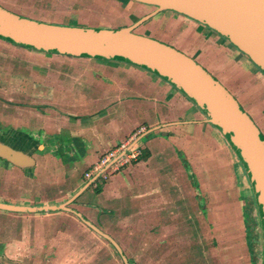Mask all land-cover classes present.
Instances as JSON below:
<instances>
[{
    "label": "crops",
    "instance_id": "obj_1",
    "mask_svg": "<svg viewBox=\"0 0 264 264\" xmlns=\"http://www.w3.org/2000/svg\"><path fill=\"white\" fill-rule=\"evenodd\" d=\"M5 4L0 0L2 7ZM204 27L198 23V30ZM199 34L203 35L199 39L202 44L196 46L193 59L204 62L211 59L208 49L219 51L221 59L217 56L213 63L206 62L209 68L213 67L212 75L220 72L226 89L239 101L261 108L264 73L259 70L253 75V63L244 62L245 55L233 51L231 43L218 44L214 33ZM62 58L68 57L34 51L0 38V143L22 152L36 164L30 175L32 184L27 185L31 191L19 192L17 187L24 181V171L12 166L2 174V163L8 161L0 157V202L61 205L86 188L70 208L100 229H104L102 219L117 224L142 215L145 228L163 233L176 229L183 217L185 164L191 177L196 173L201 184L197 189L191 178L187 186L192 195L189 220L199 225L205 238L213 233V242L219 244L221 253L227 249L233 253L231 261L237 259L229 264L247 259L246 223L255 214L256 223L260 224L255 195L243 165L217 128L209 124L205 113L146 70L104 63L96 67L101 75L72 78L60 68L71 65ZM262 114L260 111L259 117ZM135 135L141 149L137 160L117 171L107 169V182L99 174L86 178L106 153ZM184 159L188 163H183ZM18 171L20 179L9 183ZM12 188L16 189L14 196L9 192ZM194 198L201 205L196 218ZM247 204L254 207L247 210ZM11 214L18 221H43L50 228L54 225L63 245L69 226L85 228L69 212L23 214L0 210V220H7ZM23 216L28 219H21ZM23 241L19 238L14 244L21 246ZM222 258H218L220 264L225 262Z\"/></svg>",
    "mask_w": 264,
    "mask_h": 264
},
{
    "label": "rangeland",
    "instance_id": "obj_2",
    "mask_svg": "<svg viewBox=\"0 0 264 264\" xmlns=\"http://www.w3.org/2000/svg\"><path fill=\"white\" fill-rule=\"evenodd\" d=\"M1 1L6 3L5 8H9L8 10L28 17L36 22L80 28L86 27L99 30H121L134 25L143 17L156 11L155 7L144 6L133 1L131 2L130 0ZM204 28H200L198 30L197 22H194L181 14L168 11L155 15L143 25L137 27L134 32L138 35L163 41L187 55L189 54L188 56L192 58H194L193 53L197 50L196 46H201L202 44L200 40L203 39V35L199 33H202L203 31L208 32V34L214 33V39L218 44H229L226 38L219 35L214 30L208 27ZM229 47L233 51H239L232 44H229ZM219 53V51H215L213 48H210L207 51V56L211 59H205L204 62L202 59H196V61L199 64H202V66H204L205 69L207 68V70L211 73L210 68L213 67L211 66L209 68L206 62L213 63L214 58L217 56L221 59V55ZM62 59H66L67 62L71 63V65L65 64L60 66V68L71 75L72 78L80 77L82 74L101 75L102 72L99 68H96L99 64L116 63L125 67L126 65L131 66L129 63L116 60L103 61L73 57ZM242 59H244V62H248L249 64L251 63L250 60L246 59V56H243ZM250 65H252L251 72L253 75L255 72H259L260 69L257 66H254L253 64ZM135 67L142 71L145 70L138 66ZM151 75L158 77L153 73H151ZM214 75L217 76L216 78L226 88L227 86L223 81L224 78L221 76V73L216 72ZM229 92L259 127L264 136V100H261L263 103H260L261 108H258L259 105L252 108L249 107L247 103L239 101L237 96H235L231 90ZM260 111L263 112V116L261 117L258 115ZM84 124L88 126L87 121ZM195 161H197V159ZM184 162L188 163L186 159H184L183 163ZM7 163L8 164L2 163V174L5 173L6 169L9 171L12 166L18 167V170L21 169L24 171L22 174L24 175V181L23 183H18L17 190L25 193L31 191L29 190L31 186L27 187V185L32 184L33 179L30 178V175L34 173L36 164L33 163L28 166L19 167L11 162ZM183 165L184 167L182 168V171L185 173L186 179L184 182L183 193L185 204L182 208V210L184 209L182 212V220L176 224V229H166L167 231H163V233L155 230H148L144 227L142 215H137L139 219L134 217L130 220V222H126L128 220H124V222L117 224L113 223L110 219H102L103 221H101V224L104 226L103 231L113 237L121 245L128 260H133L132 264H220L218 259L220 257H223L222 259L225 260L223 264H229V261L231 263L232 261H236L237 258L232 259L231 261L233 253L229 251V249L221 253L219 244H214L213 242V238L211 236L213 233H210V236L205 238V236L202 235L201 229H199V225L195 224L194 221L189 220L192 215L189 211L191 209L190 199L192 195L189 194L186 189L187 186L191 184V178L197 189L201 186V184L198 181L199 179L197 174L195 173L191 177V174L187 170L185 164ZM20 176L21 173L19 171L17 175L13 174L9 183H12V180L15 181L16 179H20ZM107 179L108 176L106 175V178L103 180L106 181ZM12 185L14 187L15 184L13 183ZM9 192L12 196H14L16 194V189H9ZM210 202L211 201L209 200V203ZM194 205V218H196L198 216L195 212L198 211V215L201 213V205L199 202L196 203V198H194ZM250 207L253 208L254 206L247 204V210ZM11 217H13L12 214L8 216L7 220H0V252H2L0 255V263L124 264L119 253L111 245V243L92 231L85 224H83V227L85 228L80 229L74 226H69V231L63 236L65 237V244L63 245V243L59 242L57 239L58 235L55 232L54 225L50 228L48 227L47 222L43 223V221H35L32 223L29 222V220L18 221L16 218ZM90 217L93 219L95 218L93 215H90ZM251 217L250 221H247L246 223L247 228H249L247 231L249 240L247 259L245 258L244 261H242V259L238 260V264H264L263 252L259 241L261 227L259 223H256L257 219L255 214L253 216L251 215ZM21 219L28 218L23 216ZM66 223L68 224V222ZM227 224L228 223H226L225 226ZM46 227L51 230H47ZM82 229H85L84 231L86 232ZM19 238H23L24 241L21 242L23 245L16 246V243L14 244V242L15 240L17 242V239ZM226 254L227 256L225 257Z\"/></svg>",
    "mask_w": 264,
    "mask_h": 264
},
{
    "label": "water",
    "instance_id": "obj_3",
    "mask_svg": "<svg viewBox=\"0 0 264 264\" xmlns=\"http://www.w3.org/2000/svg\"><path fill=\"white\" fill-rule=\"evenodd\" d=\"M156 11L121 30H99L36 22L0 5V38L14 45L73 58L116 60L141 67L169 83L208 118L234 151L252 186L261 226L264 261V136L239 102L195 59L134 30L162 12L181 14L223 36L264 73V0H131ZM141 139V138H140ZM139 144V143H138ZM0 157L19 167L27 155L0 143ZM61 205L23 206L0 202V210L33 214L69 212L106 239L124 264H130L118 242L70 205L85 190Z\"/></svg>",
    "mask_w": 264,
    "mask_h": 264
},
{
    "label": "built area",
    "instance_id": "obj_4",
    "mask_svg": "<svg viewBox=\"0 0 264 264\" xmlns=\"http://www.w3.org/2000/svg\"><path fill=\"white\" fill-rule=\"evenodd\" d=\"M136 138L137 135L106 153L86 174V178H91L92 175L99 174L100 177L105 179V171L107 169L117 171L120 167L129 164L133 160H137L141 155V149L139 144L136 145Z\"/></svg>",
    "mask_w": 264,
    "mask_h": 264
},
{
    "label": "trees",
    "instance_id": "obj_5",
    "mask_svg": "<svg viewBox=\"0 0 264 264\" xmlns=\"http://www.w3.org/2000/svg\"><path fill=\"white\" fill-rule=\"evenodd\" d=\"M47 54V53H46ZM104 61V60H103ZM251 242V241H250ZM130 264H132L133 262L131 260H129Z\"/></svg>",
    "mask_w": 264,
    "mask_h": 264
},
{
    "label": "bare ground",
    "instance_id": "obj_6",
    "mask_svg": "<svg viewBox=\"0 0 264 264\" xmlns=\"http://www.w3.org/2000/svg\"><path fill=\"white\" fill-rule=\"evenodd\" d=\"M204 161V160H203ZM181 174H183V173H181ZM214 179V178H213Z\"/></svg>",
    "mask_w": 264,
    "mask_h": 264
},
{
    "label": "flooded vegetation",
    "instance_id": "obj_7",
    "mask_svg": "<svg viewBox=\"0 0 264 264\" xmlns=\"http://www.w3.org/2000/svg\"><path fill=\"white\" fill-rule=\"evenodd\" d=\"M39 52V51H38ZM46 54V53H45Z\"/></svg>",
    "mask_w": 264,
    "mask_h": 264
}]
</instances>
